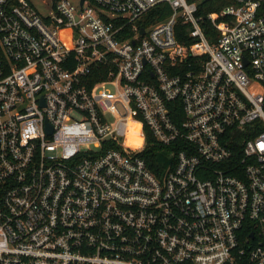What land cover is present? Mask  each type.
<instances>
[{"label":"built area","instance_id":"built-area-1","mask_svg":"<svg viewBox=\"0 0 264 264\" xmlns=\"http://www.w3.org/2000/svg\"><path fill=\"white\" fill-rule=\"evenodd\" d=\"M201 1L0 0V264H264V0Z\"/></svg>","mask_w":264,"mask_h":264},{"label":"trees","instance_id":"trees-1","mask_svg":"<svg viewBox=\"0 0 264 264\" xmlns=\"http://www.w3.org/2000/svg\"><path fill=\"white\" fill-rule=\"evenodd\" d=\"M233 0H202L199 4L198 14L206 15L208 12L217 13L225 4L232 2ZM172 14V9L167 3H159L153 9L147 13L146 22H158L164 20ZM207 34L210 37L209 30L213 28L207 21L203 22ZM189 25L182 22L177 25V35L181 41H186L188 35ZM99 78V76H98ZM148 147L144 154H147L148 163L151 168L158 174H160L169 164L168 151L169 148L155 142L153 136H148Z\"/></svg>","mask_w":264,"mask_h":264},{"label":"rangeland","instance_id":"rangeland-1","mask_svg":"<svg viewBox=\"0 0 264 264\" xmlns=\"http://www.w3.org/2000/svg\"><path fill=\"white\" fill-rule=\"evenodd\" d=\"M37 1H38V4H40V5H41V4L43 5V3H44V0H37ZM42 5H41V6H42ZM41 6H40L39 8H41ZM43 11H44V10H43Z\"/></svg>","mask_w":264,"mask_h":264},{"label":"water","instance_id":"water-1","mask_svg":"<svg viewBox=\"0 0 264 264\" xmlns=\"http://www.w3.org/2000/svg\"><path fill=\"white\" fill-rule=\"evenodd\" d=\"M142 31H144V29H142Z\"/></svg>","mask_w":264,"mask_h":264}]
</instances>
